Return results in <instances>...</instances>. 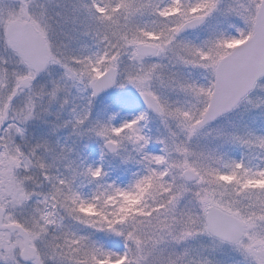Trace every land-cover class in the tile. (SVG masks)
Returning <instances> with one entry per match:
<instances>
[{
  "label": "snow or ice",
  "instance_id": "6c2138e0",
  "mask_svg": "<svg viewBox=\"0 0 264 264\" xmlns=\"http://www.w3.org/2000/svg\"><path fill=\"white\" fill-rule=\"evenodd\" d=\"M0 264H264V0H0Z\"/></svg>",
  "mask_w": 264,
  "mask_h": 264
}]
</instances>
